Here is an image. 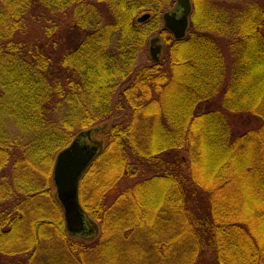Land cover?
Wrapping results in <instances>:
<instances>
[{"label": "trees", "instance_id": "trees-1", "mask_svg": "<svg viewBox=\"0 0 264 264\" xmlns=\"http://www.w3.org/2000/svg\"><path fill=\"white\" fill-rule=\"evenodd\" d=\"M239 1L191 0L174 40L172 0H0V264H264V9ZM68 12L60 54L23 39L29 18ZM157 31L165 65L136 67ZM114 95L128 115L107 131ZM89 130L102 150L79 193L98 232L81 239L52 170Z\"/></svg>", "mask_w": 264, "mask_h": 264}, {"label": "water", "instance_id": "water-1", "mask_svg": "<svg viewBox=\"0 0 264 264\" xmlns=\"http://www.w3.org/2000/svg\"><path fill=\"white\" fill-rule=\"evenodd\" d=\"M191 10L190 0H176V6L163 13L164 30L168 31L174 40L185 38ZM147 18L148 16L144 15L137 21L141 23ZM161 53V39L155 36L149 42L150 59L158 62ZM94 131L98 132L99 129ZM101 150L102 143L93 139L92 130H89L80 132L56 155L52 170L54 196L62 209L65 230L71 237L90 239L98 232L97 225L87 217L79 203L78 190L83 173Z\"/></svg>", "mask_w": 264, "mask_h": 264}, {"label": "rangeland", "instance_id": "rangeland-1", "mask_svg": "<svg viewBox=\"0 0 264 264\" xmlns=\"http://www.w3.org/2000/svg\"><path fill=\"white\" fill-rule=\"evenodd\" d=\"M244 1H247V0L239 1L240 5ZM253 1H257L258 4H260L261 8L264 9V0H253ZM175 3H176V0H172V3L170 4V6H172V5L173 6L171 8H169L170 7L169 6L168 7L169 9H167L166 11L171 10L174 7ZM190 3H191V0H190ZM191 7H192V3H191ZM142 16H144V15H142ZM189 21H190V19H189ZM27 22H28L27 23L28 24V33L24 37L22 36L23 39H25V41L31 42L32 45H34L36 47H44L45 49L47 48L52 53L56 52L55 55L60 54V52L62 51L63 48L66 49L67 48V46H65L66 43H68L69 40L70 39L72 40V38H73V36L70 35L69 31H68L69 26L72 23L71 14L69 12H68V14L67 13H61L57 18H55L54 22L53 21L46 22V20H45V18H43V16L38 17L36 19L35 18L30 19L29 18V20ZM47 26L51 27V28H54V26H55V28H56L55 29L56 31L53 33V35L50 38H48L46 36V33H45ZM157 33H158V31L153 32L149 36L146 46H144L142 52L137 57L136 67L140 68V67L148 65L149 63L152 62L150 59V56H149V41H150L151 37L152 38L155 37ZM161 44L163 46L162 41H161ZM164 55L165 54L163 53L162 56L160 57V62L165 65L167 58ZM116 100H117V95H114V97L111 100V107H112L111 117L107 121V124H106L107 131H109V129L112 126L124 122L127 115H128L127 111H120V110H116L113 108L115 103H116ZM231 119L234 123V125H233V126H235L234 131H236V133L237 132L238 133L244 132L247 129L252 128L255 125V124H249V123L245 124V120H246L245 116H243L242 119H239V117L238 118L237 117H234V118L231 117ZM242 121H244L243 125H242ZM4 129H5V131L9 132L8 134L20 136L22 139H24V141L25 140L27 141L30 137V135H28V134H25V133L23 134V132H21L20 128H18L15 125V123H12V121H7L5 126H4ZM102 133H104V132H102ZM94 137L98 140L100 139V137L92 135L93 139H95ZM181 154L185 155L184 152ZM134 182H136L135 179H123L117 184V190L121 191V190L125 189L127 186L132 185ZM53 194H54V189H53ZM78 198H79V203L81 205L79 190H78ZM88 198H90V194L88 195ZM81 207H82V205H81ZM82 209H83V207H82Z\"/></svg>", "mask_w": 264, "mask_h": 264}]
</instances>
